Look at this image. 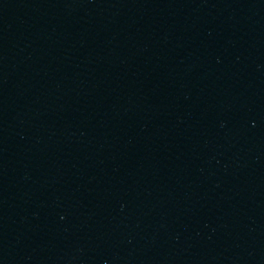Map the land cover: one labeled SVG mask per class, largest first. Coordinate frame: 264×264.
Listing matches in <instances>:
<instances>
[{
  "label": "water",
  "instance_id": "1",
  "mask_svg": "<svg viewBox=\"0 0 264 264\" xmlns=\"http://www.w3.org/2000/svg\"><path fill=\"white\" fill-rule=\"evenodd\" d=\"M264 73V0H0V264H129Z\"/></svg>",
  "mask_w": 264,
  "mask_h": 264
}]
</instances>
